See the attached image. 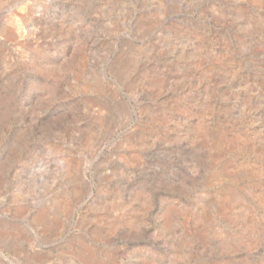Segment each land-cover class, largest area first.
<instances>
[{
  "label": "rangeland",
  "instance_id": "374dc122",
  "mask_svg": "<svg viewBox=\"0 0 264 264\" xmlns=\"http://www.w3.org/2000/svg\"><path fill=\"white\" fill-rule=\"evenodd\" d=\"M0 264H264V0H0Z\"/></svg>",
  "mask_w": 264,
  "mask_h": 264
},
{
  "label": "bare ground",
  "instance_id": "6f19581e",
  "mask_svg": "<svg viewBox=\"0 0 264 264\" xmlns=\"http://www.w3.org/2000/svg\"><path fill=\"white\" fill-rule=\"evenodd\" d=\"M153 101V100H152Z\"/></svg>",
  "mask_w": 264,
  "mask_h": 264
}]
</instances>
